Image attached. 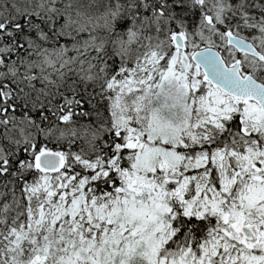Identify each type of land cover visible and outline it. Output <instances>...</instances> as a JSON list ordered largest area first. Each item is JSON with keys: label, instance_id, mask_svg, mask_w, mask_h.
Masks as SVG:
<instances>
[{"label": "snow or ice", "instance_id": "snow-or-ice-1", "mask_svg": "<svg viewBox=\"0 0 264 264\" xmlns=\"http://www.w3.org/2000/svg\"><path fill=\"white\" fill-rule=\"evenodd\" d=\"M0 264H264V0H0Z\"/></svg>", "mask_w": 264, "mask_h": 264}]
</instances>
